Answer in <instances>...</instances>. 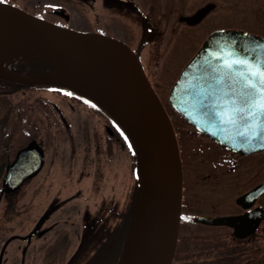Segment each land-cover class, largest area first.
Instances as JSON below:
<instances>
[{
	"label": "rangeland",
	"instance_id": "rangeland-1",
	"mask_svg": "<svg viewBox=\"0 0 264 264\" xmlns=\"http://www.w3.org/2000/svg\"><path fill=\"white\" fill-rule=\"evenodd\" d=\"M138 1L156 30L149 39L143 37L138 12L109 0L14 2L81 31L102 27L136 48L178 133L192 127L168 98L183 65L213 26L227 24L264 35V0H214L218 6L211 17L192 27L180 23L166 0ZM202 1L181 0L180 7L189 12ZM6 90L0 91V264H79L93 250L90 235L115 225L132 204L138 177L130 143L111 128L113 117L78 91L23 84ZM31 138L43 143V166L16 191L5 193L6 163ZM42 212L50 214L53 226L37 237L32 228Z\"/></svg>",
	"mask_w": 264,
	"mask_h": 264
},
{
	"label": "water",
	"instance_id": "water-1",
	"mask_svg": "<svg viewBox=\"0 0 264 264\" xmlns=\"http://www.w3.org/2000/svg\"><path fill=\"white\" fill-rule=\"evenodd\" d=\"M58 10L68 18L67 12ZM194 15L189 16L193 22ZM0 18L10 22L0 28V54H5L0 55V78L78 91L114 117L133 142L139 193L119 264H171L179 235L183 168L174 125L140 57L119 37L62 25L11 2L0 1ZM149 36L146 30L144 37ZM197 49L174 80L168 92L170 103L191 125L227 148L238 152L262 148L264 127L221 125L206 113L212 110L213 101L229 91L226 78L216 82L223 75L226 53L233 51L253 62L259 58L264 64V35L236 28L214 29ZM21 56L44 58L53 70L29 75L5 66ZM44 160L42 142L27 141L6 163L3 191H16L42 168Z\"/></svg>",
	"mask_w": 264,
	"mask_h": 264
},
{
	"label": "flooded vegetation",
	"instance_id": "flooded-vegetation-1",
	"mask_svg": "<svg viewBox=\"0 0 264 264\" xmlns=\"http://www.w3.org/2000/svg\"><path fill=\"white\" fill-rule=\"evenodd\" d=\"M5 1L15 4V0ZM109 1L113 6L138 12L143 19L144 33L150 32L149 38L156 33L138 0ZM169 2L177 11L180 23L191 27L211 17L218 6L214 0H204L186 12L180 7L181 0L165 1ZM54 11L60 14L57 8ZM224 28L250 31L227 24L213 26L209 31ZM92 31L108 33L102 27ZM139 56L141 58V53ZM191 126L178 133L175 130L183 168V190L179 235L171 264H264V146L251 152H238ZM129 209L130 205L125 211ZM121 214L124 219L125 214ZM49 215L42 212L37 217L32 228L37 237L52 229ZM115 224L120 227L124 221L118 220ZM90 253L79 264L90 263Z\"/></svg>",
	"mask_w": 264,
	"mask_h": 264
},
{
	"label": "snow or ice",
	"instance_id": "snow-or-ice-1",
	"mask_svg": "<svg viewBox=\"0 0 264 264\" xmlns=\"http://www.w3.org/2000/svg\"><path fill=\"white\" fill-rule=\"evenodd\" d=\"M226 56L221 65L223 75L216 82L221 83L226 78L229 91L213 101L212 110L206 116L221 125L244 123L246 129L253 130L264 127V64L259 58L253 62L250 57L242 58L233 51H228Z\"/></svg>",
	"mask_w": 264,
	"mask_h": 264
},
{
	"label": "trees",
	"instance_id": "trees-1",
	"mask_svg": "<svg viewBox=\"0 0 264 264\" xmlns=\"http://www.w3.org/2000/svg\"><path fill=\"white\" fill-rule=\"evenodd\" d=\"M139 55L140 52L136 51ZM11 70L18 74H29L33 75L35 73H43L53 70L52 63L47 61L46 59H42L39 57H29V56H21V58H17V61L11 62L10 66ZM24 86L27 87H50L51 85L48 84H28V83H22ZM16 81H10L4 78H0V91L6 90L10 91L11 88H18L20 85ZM5 92V91H4ZM111 128H113V131L116 132V134L119 136V139L124 140L123 135L120 134L119 129L115 128L114 124L111 123ZM125 138H127L128 143H130V148L132 149V152L136 159V152L134 149L133 142L131 138H129L126 135V132L124 133ZM9 154V153H8ZM10 155V154H9ZM137 160V159H136ZM5 164V163H4ZM138 177V176H137ZM139 181L137 178V183L135 185V190L133 194V198L131 201V206L129 209V212L125 211L123 215L125 214L124 219L121 218L119 221H124V225H121L120 227H117L118 225L115 224V227L106 226L104 229H100L96 232H93L92 235H90V243L91 247H93V252L91 253L92 259L90 263L87 264H119V261L121 259V254L124 249V243L126 240V233L128 231V228L130 226V222L133 217V212L135 209V206L137 204V198L139 193ZM123 217V216H122ZM112 228V229H110ZM120 228V229H119ZM117 230V234H114V231ZM88 240V239H87ZM89 247V246H86Z\"/></svg>",
	"mask_w": 264,
	"mask_h": 264
},
{
	"label": "bare ground",
	"instance_id": "bare-ground-1",
	"mask_svg": "<svg viewBox=\"0 0 264 264\" xmlns=\"http://www.w3.org/2000/svg\"><path fill=\"white\" fill-rule=\"evenodd\" d=\"M10 22H8L6 19L0 18V28L6 27ZM5 55V54H0ZM117 62L121 63L122 67H124V63L122 62V59L119 57H116Z\"/></svg>",
	"mask_w": 264,
	"mask_h": 264
}]
</instances>
